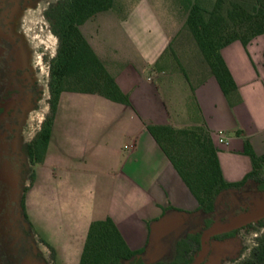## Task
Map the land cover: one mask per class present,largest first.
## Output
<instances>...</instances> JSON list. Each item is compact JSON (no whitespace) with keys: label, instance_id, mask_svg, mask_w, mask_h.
Masks as SVG:
<instances>
[{"label":"crops","instance_id":"1","mask_svg":"<svg viewBox=\"0 0 264 264\" xmlns=\"http://www.w3.org/2000/svg\"><path fill=\"white\" fill-rule=\"evenodd\" d=\"M146 1L136 0L125 12L113 9L131 37L125 47L132 57L126 62L105 61L108 47L95 40V28H87L88 20L81 26L131 104L94 92L65 90L61 95L45 160L37 164L26 195L34 224L45 222L50 228L47 242L60 264H66L60 258H76L83 251L90 224L97 219L111 217L129 246L142 249L144 257L163 256L167 250L175 255L177 242L195 230L198 200L150 133L149 124L182 127L203 119L213 132L229 181L242 180L253 168L244 151L247 139L257 154L264 153V35L248 45L237 40L222 49L238 85L237 103L229 102L209 73L195 89L200 111H188L183 118L180 112L175 118L160 86H152L153 77L146 71L169 76L166 70L157 71L155 63L178 33L159 19L149 20L153 13ZM220 132L225 142H220ZM33 138L23 140L19 149ZM54 140L59 148H54ZM60 226H68L73 235L61 234ZM45 250L51 252L44 243L39 251L46 255Z\"/></svg>","mask_w":264,"mask_h":264},{"label":"trees","instance_id":"2","mask_svg":"<svg viewBox=\"0 0 264 264\" xmlns=\"http://www.w3.org/2000/svg\"><path fill=\"white\" fill-rule=\"evenodd\" d=\"M117 8L116 0H60L46 11L59 46L50 67V112L35 137L22 147L32 165L45 160L63 91L94 92L131 104L129 95L109 73L81 29L99 12ZM180 32H186L193 38L206 65L198 66L199 78H192L187 66L177 61L179 71L190 83L193 108L200 111L195 89L209 73L216 77L229 102L232 105L237 103L238 85L222 49L237 40L248 45L255 37L264 35V0H195ZM174 39L155 63L157 71H165L167 60L171 56L176 57L172 46ZM148 129L199 203L196 228L177 242L174 260V264H193L194 258L189 256L193 243L200 246L205 232L216 224L221 198L231 189L244 187L264 192V153L257 154L247 139L244 151L251 157L253 168L242 180L229 181L221 167L213 132L203 119L182 127L149 124ZM34 176L33 170L31 181H34ZM28 188L26 186L23 190L21 203L27 222L25 192ZM234 234L235 231L224 232L213 238L226 239ZM143 254L142 249L134 250L129 246L115 221L107 217L91 222L80 264H146ZM240 264H264V240L253 248L252 257Z\"/></svg>","mask_w":264,"mask_h":264},{"label":"rangeland","instance_id":"3","mask_svg":"<svg viewBox=\"0 0 264 264\" xmlns=\"http://www.w3.org/2000/svg\"><path fill=\"white\" fill-rule=\"evenodd\" d=\"M59 1L7 0L8 11L2 18L6 38L13 46L11 66L19 76H25L19 80H28V84H23L24 91L20 99H23L20 103L22 108L12 117L0 113V264H60L55 248L47 242L50 231L48 224H34L31 211L27 209L26 195L34 182L30 179L31 172H35L37 164L32 167L30 159L19 149L23 140L36 135L50 112V67L57 54L59 40L52 31L46 11ZM135 2L116 0L120 12L127 11ZM146 2L150 5L148 10L153 13L148 15L149 20L159 19L167 29H176L177 34L184 26L195 0ZM118 13L111 9L92 17L86 23L87 28H95V40L109 48L105 49L104 59L110 64H114L116 59L126 62L132 57V51L125 47V44L131 43V37ZM108 44L117 50L111 49ZM172 46L176 57L171 56L165 64L169 76L152 71H146V75L153 77L152 86H160L175 118L180 112L183 118L185 113L194 108L188 100L190 83L179 71L177 61L185 64L192 74L199 73L198 66L206 65L193 38L186 32L178 33ZM137 53L134 58L139 60ZM129 69L133 70L132 67ZM204 72L207 74L206 68ZM53 146L59 148L60 144L54 140ZM26 186H29L25 192L28 222L25 221L21 207ZM215 221L212 229L204 234L205 237L211 232L205 243L200 246L193 243V250L189 254L194 258L193 264H240L250 259L253 248L264 240V224H261L264 222V192L254 187L231 189L221 198ZM60 227L61 234L67 238L73 235L68 226ZM51 230L54 232L56 227L52 226ZM232 231L235 234L226 239L213 238L216 234ZM40 238L43 243H40ZM44 243L51 251L45 250L46 255L39 251ZM81 255L82 251L76 258L60 259L65 260L66 264H80ZM175 257L167 250L163 256H147L144 260L146 264H174Z\"/></svg>","mask_w":264,"mask_h":264},{"label":"flooded vegetation","instance_id":"4","mask_svg":"<svg viewBox=\"0 0 264 264\" xmlns=\"http://www.w3.org/2000/svg\"><path fill=\"white\" fill-rule=\"evenodd\" d=\"M7 7V0H0V113H3L5 117H12L22 108L20 103L23 102V99H20L24 91L23 84H28V80H19L24 79L25 76H19L11 66L13 46L6 38L4 20H2L8 11Z\"/></svg>","mask_w":264,"mask_h":264},{"label":"built area","instance_id":"5","mask_svg":"<svg viewBox=\"0 0 264 264\" xmlns=\"http://www.w3.org/2000/svg\"><path fill=\"white\" fill-rule=\"evenodd\" d=\"M219 135L221 136L219 138L220 142H225L223 132H220Z\"/></svg>","mask_w":264,"mask_h":264},{"label":"water","instance_id":"6","mask_svg":"<svg viewBox=\"0 0 264 264\" xmlns=\"http://www.w3.org/2000/svg\"><path fill=\"white\" fill-rule=\"evenodd\" d=\"M209 234H211V232H209V233L203 238V242H204V243H205V240H206V238H207V236H208Z\"/></svg>","mask_w":264,"mask_h":264}]
</instances>
